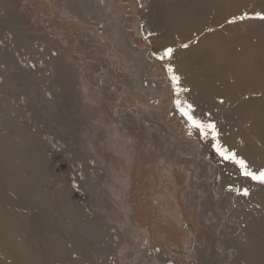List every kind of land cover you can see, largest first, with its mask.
I'll list each match as a JSON object with an SVG mask.
<instances>
[{
    "label": "rangeland",
    "instance_id": "rangeland-1",
    "mask_svg": "<svg viewBox=\"0 0 264 264\" xmlns=\"http://www.w3.org/2000/svg\"><path fill=\"white\" fill-rule=\"evenodd\" d=\"M196 6L203 32L181 37L174 17ZM257 13L264 0H0V264H262L264 183L177 107L264 171V120L258 156L238 134L264 92L200 93L186 54L203 34L263 36L264 66Z\"/></svg>",
    "mask_w": 264,
    "mask_h": 264
},
{
    "label": "bare ground",
    "instance_id": "bare-ground-1",
    "mask_svg": "<svg viewBox=\"0 0 264 264\" xmlns=\"http://www.w3.org/2000/svg\"><path fill=\"white\" fill-rule=\"evenodd\" d=\"M207 8H209L208 4ZM174 22L176 27L173 29L180 31L181 37H186L191 32L196 31H199L198 35L202 34L203 31L201 32L198 27L203 24L205 26L207 20L205 12L201 13L196 6L191 15L187 13L185 17L176 16ZM259 38H263V36H257V44L254 43L256 39L251 38L244 40L245 43L242 45H235L230 40L220 39L218 34H203L199 39L198 47H191L186 52L187 60L190 61L189 65L196 67L195 70H192L194 73L191 77L195 78V87L200 90V93H204L205 88L208 91L217 87H224V90L221 91L224 93L227 103L243 100L246 96L262 94L264 90L259 91V89L264 88V66L254 60L256 49H260L261 39ZM240 49L241 51H239ZM245 49L244 55L246 57L239 59L240 53ZM249 116L250 119L252 118V122H250L252 129L244 125L248 122L246 118L241 119L242 123L238 134L240 138L245 140V143L242 144L250 143L253 153L258 156L260 149L258 142L256 143L253 137L258 136V130L262 132L261 124L264 118L260 119L255 114ZM258 224L264 232V222ZM260 249L264 256V247H260Z\"/></svg>",
    "mask_w": 264,
    "mask_h": 264
},
{
    "label": "snow or ice",
    "instance_id": "snow-or-ice-1",
    "mask_svg": "<svg viewBox=\"0 0 264 264\" xmlns=\"http://www.w3.org/2000/svg\"><path fill=\"white\" fill-rule=\"evenodd\" d=\"M258 18L264 19V15L257 13L256 14ZM244 16L239 17V19H244ZM183 47H188L187 44L182 45ZM174 49L171 47L166 48L162 55L159 57L160 59H164L165 57H171L173 54ZM169 71L171 72V68H169ZM178 77L173 76L174 83L178 81ZM223 102V101H221ZM177 107L180 108L181 115L186 117V119L189 121L190 126L192 128L197 129L200 134L204 137H207L211 135L212 139L216 141V143L213 145L218 155H220L225 161H231L233 164H236L239 166L241 170V174L250 177L252 180L258 181L260 183H264V171H260L259 173H254L248 169V165L245 160L242 158H239L235 152L230 151L227 147L220 144L218 141V132L216 130V125L214 123L208 122L205 123L199 119H197L193 115V108L192 105L188 104L186 107L181 106V103L177 102ZM244 195H247V190H244Z\"/></svg>",
    "mask_w": 264,
    "mask_h": 264
}]
</instances>
